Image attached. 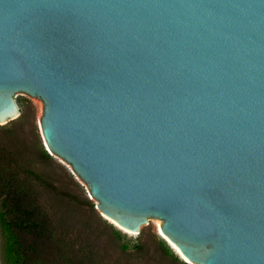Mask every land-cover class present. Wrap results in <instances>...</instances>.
<instances>
[{
  "label": "water",
  "instance_id": "obj_1",
  "mask_svg": "<svg viewBox=\"0 0 264 264\" xmlns=\"http://www.w3.org/2000/svg\"><path fill=\"white\" fill-rule=\"evenodd\" d=\"M18 93L100 214L264 264V0H0V126Z\"/></svg>",
  "mask_w": 264,
  "mask_h": 264
},
{
  "label": "rangeland",
  "instance_id": "obj_2",
  "mask_svg": "<svg viewBox=\"0 0 264 264\" xmlns=\"http://www.w3.org/2000/svg\"><path fill=\"white\" fill-rule=\"evenodd\" d=\"M15 101L17 118L0 126V174L16 179L50 220L53 235L41 247L44 264H192L161 234L155 219L136 234L100 214L83 182L45 146L39 129L42 102L20 93ZM3 225L0 211V264H8Z\"/></svg>",
  "mask_w": 264,
  "mask_h": 264
},
{
  "label": "trees",
  "instance_id": "obj_3",
  "mask_svg": "<svg viewBox=\"0 0 264 264\" xmlns=\"http://www.w3.org/2000/svg\"><path fill=\"white\" fill-rule=\"evenodd\" d=\"M0 211L4 223L2 251L8 264L47 263L41 247L53 235L48 216L16 179H7L1 174ZM161 245L170 253L163 241Z\"/></svg>",
  "mask_w": 264,
  "mask_h": 264
},
{
  "label": "bare ground",
  "instance_id": "obj_4",
  "mask_svg": "<svg viewBox=\"0 0 264 264\" xmlns=\"http://www.w3.org/2000/svg\"><path fill=\"white\" fill-rule=\"evenodd\" d=\"M117 225V224H116ZM175 247V246H174ZM176 248V247H175ZM176 250H177V248H176ZM178 251V250H177ZM179 252V251H178ZM181 255V254H180ZM183 257V256H182ZM184 258V257H183ZM187 261V260H186Z\"/></svg>",
  "mask_w": 264,
  "mask_h": 264
}]
</instances>
